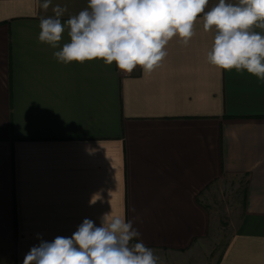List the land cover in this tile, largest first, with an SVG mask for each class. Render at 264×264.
Masks as SVG:
<instances>
[{
	"label": "crops",
	"instance_id": "0c3cea01",
	"mask_svg": "<svg viewBox=\"0 0 264 264\" xmlns=\"http://www.w3.org/2000/svg\"><path fill=\"white\" fill-rule=\"evenodd\" d=\"M41 3L0 0V254L23 264L41 240L106 213L154 250L182 253L212 233L204 191L234 177L245 182L239 224L217 264H264V81L208 62L203 14L150 74L60 63L38 41L40 17L66 6L64 23L88 0Z\"/></svg>",
	"mask_w": 264,
	"mask_h": 264
},
{
	"label": "clouds",
	"instance_id": "9594fccd",
	"mask_svg": "<svg viewBox=\"0 0 264 264\" xmlns=\"http://www.w3.org/2000/svg\"><path fill=\"white\" fill-rule=\"evenodd\" d=\"M208 2L88 0L85 9L64 23L61 17L67 7L56 5L53 16L40 17L38 41L59 48L53 56L63 64L102 60L105 65L115 62L124 73L131 74L139 66L150 74L167 56L166 46L174 37L189 43L195 35L194 24L203 14L204 30L214 32L208 62L264 81V0H219L205 12ZM51 4L52 0H43L39 7L46 11ZM65 32L70 42L61 47ZM140 236L122 214H104L100 226L85 218L71 237L41 240L25 255L23 264H159L160 257Z\"/></svg>",
	"mask_w": 264,
	"mask_h": 264
},
{
	"label": "rangeland",
	"instance_id": "374dc122",
	"mask_svg": "<svg viewBox=\"0 0 264 264\" xmlns=\"http://www.w3.org/2000/svg\"><path fill=\"white\" fill-rule=\"evenodd\" d=\"M218 3V0H209L211 7ZM244 189V180L238 184V179L234 177L216 181L208 187L204 192H209L206 200L213 210L212 233L182 253L154 250L160 257L159 264H217L238 227ZM0 264H14L13 256L0 254Z\"/></svg>",
	"mask_w": 264,
	"mask_h": 264
}]
</instances>
